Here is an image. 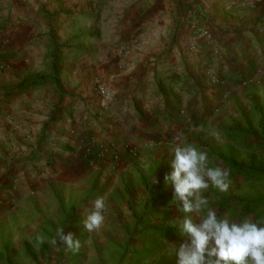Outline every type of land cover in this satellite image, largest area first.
<instances>
[{
	"label": "crops",
	"instance_id": "1",
	"mask_svg": "<svg viewBox=\"0 0 264 264\" xmlns=\"http://www.w3.org/2000/svg\"><path fill=\"white\" fill-rule=\"evenodd\" d=\"M0 47L33 76L26 81L51 76L59 60L58 81L19 95L13 112L20 120L19 111H29L36 136L28 142L20 127L11 130L14 143L37 150L27 184L42 170L43 177L126 175L170 161L179 137L219 115L244 80L264 85V0H0ZM97 83L113 98L103 99ZM89 149L93 158L109 155L89 168ZM10 166L4 179L16 177Z\"/></svg>",
	"mask_w": 264,
	"mask_h": 264
},
{
	"label": "rangeland",
	"instance_id": "2",
	"mask_svg": "<svg viewBox=\"0 0 264 264\" xmlns=\"http://www.w3.org/2000/svg\"><path fill=\"white\" fill-rule=\"evenodd\" d=\"M7 53L0 47V194L8 182V191L0 197V264H176L175 250L185 239L177 227L183 217L170 204L173 188L164 182L172 171L174 156L170 161L168 157L134 168L126 175L113 172L103 179L101 174H72L70 178L64 173L60 177L47 174L45 178L42 170L35 173L40 180L27 184L29 173H34L29 163L30 156L37 153L32 146L36 136L31 120L25 118L29 111L26 114L21 109L20 120L13 112H17L18 96L35 87L21 88L33 76ZM240 88L238 96L225 98L219 115L207 118L203 129L193 124V133L183 134L179 142L198 146L208 153L210 166L229 170L227 192L210 186L204 193L218 216L258 220V215L244 214L242 208L234 212L233 199L264 198V85L249 82ZM51 121L44 120L43 126L47 129ZM13 127H20L24 140L33 143L29 147L14 143ZM92 138L89 144L95 142ZM230 161L249 170L235 175ZM6 163L15 168L16 177L4 179ZM96 166L88 164L89 168ZM19 189L22 195L12 198L11 192L18 193ZM166 195L165 202L161 197ZM101 197L105 202L104 223L99 230L88 232L83 227L86 210ZM62 206L69 214L68 220L62 216ZM58 230L72 233L79 240V249H67L56 235Z\"/></svg>",
	"mask_w": 264,
	"mask_h": 264
},
{
	"label": "clouds",
	"instance_id": "3",
	"mask_svg": "<svg viewBox=\"0 0 264 264\" xmlns=\"http://www.w3.org/2000/svg\"><path fill=\"white\" fill-rule=\"evenodd\" d=\"M170 152L172 171L164 182L173 188L170 204L182 214L177 227L185 238L175 250L176 264H264V216L258 220L218 216L204 195L210 186L227 192L229 170L210 166L208 153L192 143L181 141ZM104 210V199L97 198L86 210V231L101 228ZM56 235L67 249H79L72 233L58 230Z\"/></svg>",
	"mask_w": 264,
	"mask_h": 264
},
{
	"label": "trees",
	"instance_id": "4",
	"mask_svg": "<svg viewBox=\"0 0 264 264\" xmlns=\"http://www.w3.org/2000/svg\"><path fill=\"white\" fill-rule=\"evenodd\" d=\"M2 58H8V55H2ZM57 65H59V60H57L56 55L54 56V69L52 70L51 76H41L40 78H35L32 80H28L22 83L21 88H25L26 90L29 88H34L44 84L48 80H56L61 76V71L57 69ZM56 66V67H55ZM230 167L233 169L235 175H243L249 169L247 167L240 166L235 163V161H230ZM252 172H255L253 169ZM152 191V190H151ZM161 200L165 202L168 200V196L161 197ZM234 212H237L238 208H242L244 214H255L258 215L260 218L264 216V198H257L256 200H249V201H242V199L234 198ZM229 205H226L227 209L229 210ZM62 216L65 220H68L69 214L66 213L65 208L62 206Z\"/></svg>",
	"mask_w": 264,
	"mask_h": 264
},
{
	"label": "built area",
	"instance_id": "5",
	"mask_svg": "<svg viewBox=\"0 0 264 264\" xmlns=\"http://www.w3.org/2000/svg\"><path fill=\"white\" fill-rule=\"evenodd\" d=\"M259 2H261V0H259ZM202 34L206 37H208V32L207 31H202ZM190 48H191V50L192 51H196V49H197V47L194 45V44H192L191 46H190ZM214 55H216V56H218V55H220V52L219 51H214ZM212 82L214 83V84H216V85H220V86H225V84H226V80H223V79H221V78H219V77H217V76H213L212 77ZM249 80L247 79V80H244L243 82H242V85H247V84H249ZM98 84V83H97ZM98 91H99V94H100V96L103 98V99H112L113 98V96H112V94L110 93V92H108L106 89H104V88H102V87H100L99 85H98ZM127 149V151L129 152V154L131 155V157H133L134 159H138L139 158V153L137 152V150L136 149H130V147H127L126 148ZM90 151H88V155H86L87 156V159L89 158V165H91V166H96L97 164H98V162L100 161V160H105V158L106 157H108V155H109V151H107V150H102L99 154H98V156H96V158L94 157L93 158V156L91 157L90 155H89V153H91V149H89ZM93 158V159H91V158ZM119 155L117 154L115 157H114V161H115V163L119 160Z\"/></svg>",
	"mask_w": 264,
	"mask_h": 264
}]
</instances>
